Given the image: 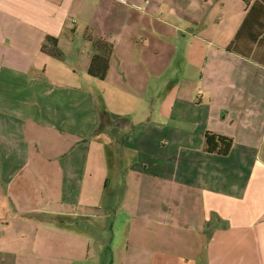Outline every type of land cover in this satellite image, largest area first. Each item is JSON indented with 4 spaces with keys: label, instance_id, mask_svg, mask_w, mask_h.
I'll use <instances>...</instances> for the list:
<instances>
[{
    "label": "crops",
    "instance_id": "0c3cea01",
    "mask_svg": "<svg viewBox=\"0 0 264 264\" xmlns=\"http://www.w3.org/2000/svg\"><path fill=\"white\" fill-rule=\"evenodd\" d=\"M245 15L243 0H0V264H264V65L228 51ZM88 33L113 43L105 80ZM120 213L135 237L106 261L102 221Z\"/></svg>",
    "mask_w": 264,
    "mask_h": 264
},
{
    "label": "trees",
    "instance_id": "16d2710c",
    "mask_svg": "<svg viewBox=\"0 0 264 264\" xmlns=\"http://www.w3.org/2000/svg\"><path fill=\"white\" fill-rule=\"evenodd\" d=\"M243 1L246 6V15L233 41L230 43L228 51L264 65V0ZM86 38L92 42L94 49L88 68V75L95 79L105 80L114 51L113 43L103 38H96L91 33H88ZM245 41L251 43L249 49L242 47V43ZM57 42L56 39L48 37L46 43L42 45V50L48 52L53 57L62 58L63 54L57 48ZM48 44L51 47L48 48ZM252 46L258 47L253 49ZM261 47H263L261 54L257 53L258 48ZM205 143L206 152L226 156L231 150L233 141L226 136L206 132Z\"/></svg>",
    "mask_w": 264,
    "mask_h": 264
},
{
    "label": "rangeland",
    "instance_id": "374dc122",
    "mask_svg": "<svg viewBox=\"0 0 264 264\" xmlns=\"http://www.w3.org/2000/svg\"><path fill=\"white\" fill-rule=\"evenodd\" d=\"M251 46V43L248 41H245L242 43V47H246V49H249ZM258 47V46H257ZM256 46H252L253 49L257 48ZM259 50L257 51V53L261 54V51L263 50V47L258 48ZM114 146V150H115V154L117 155V160H122L124 155L127 156L126 153H124L121 149L120 146H118L116 143H113ZM113 148V147H112ZM123 163V160H122ZM122 170V169H121ZM124 173V172H122ZM116 178V177H115ZM114 183L118 182L117 180L113 181ZM116 190L118 191L119 188L116 187ZM120 190H122V187H120ZM120 197H122L121 192H120ZM102 223H104L105 226L107 227H112L113 228L110 230V234L111 236H106V238H109L108 240V245H106L104 247V260H108L110 258V253H109V249L111 248H115V249H119L122 248L123 246H127V243H129V239L131 238L133 240V238L135 236H130V226L133 225L130 224V220H128L127 218L124 217L123 213H120L117 217H110L109 219L103 220ZM90 229H93L95 227V225H87ZM94 231V229L92 230ZM170 238H172V236H170ZM131 242V241H130ZM95 243V241H94ZM175 247L173 248L174 251H176V245H174Z\"/></svg>",
    "mask_w": 264,
    "mask_h": 264
},
{
    "label": "built area",
    "instance_id": "2783aa9c",
    "mask_svg": "<svg viewBox=\"0 0 264 264\" xmlns=\"http://www.w3.org/2000/svg\"><path fill=\"white\" fill-rule=\"evenodd\" d=\"M3 226V224L0 222V228Z\"/></svg>",
    "mask_w": 264,
    "mask_h": 264
}]
</instances>
